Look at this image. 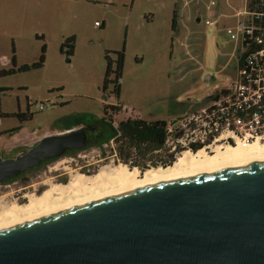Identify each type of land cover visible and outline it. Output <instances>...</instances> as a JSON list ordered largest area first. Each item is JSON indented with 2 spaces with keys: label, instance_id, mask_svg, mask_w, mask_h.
<instances>
[{
  "label": "rangeland",
  "instance_id": "1",
  "mask_svg": "<svg viewBox=\"0 0 264 264\" xmlns=\"http://www.w3.org/2000/svg\"><path fill=\"white\" fill-rule=\"evenodd\" d=\"M210 1L218 8L215 19L206 16ZM242 8V0H0V70L12 68V57L15 69L36 64L44 49L40 69L0 77V159L77 123L95 128L84 149L65 151L0 184V210L25 204L72 175L120 165L110 140L99 145L107 129L96 124L103 106L121 108L108 112L112 126L127 118L170 124L203 107L207 93L236 76L237 41L226 30L239 21L235 13ZM67 37L73 42L70 57L59 52ZM106 54L112 70L122 55L116 98L112 83L101 91ZM16 113L30 119L19 123Z\"/></svg>",
  "mask_w": 264,
  "mask_h": 264
},
{
  "label": "water",
  "instance_id": "2",
  "mask_svg": "<svg viewBox=\"0 0 264 264\" xmlns=\"http://www.w3.org/2000/svg\"><path fill=\"white\" fill-rule=\"evenodd\" d=\"M94 128L45 136L0 159V184ZM0 264H264V161L147 184L0 230Z\"/></svg>",
  "mask_w": 264,
  "mask_h": 264
},
{
  "label": "built area",
  "instance_id": "3",
  "mask_svg": "<svg viewBox=\"0 0 264 264\" xmlns=\"http://www.w3.org/2000/svg\"><path fill=\"white\" fill-rule=\"evenodd\" d=\"M242 2L243 8L235 13L239 21L226 30L237 41L236 76L207 93L203 107L167 123L163 145L168 153L264 148V0ZM214 5L209 2L207 18L218 16ZM213 23L204 21V26ZM42 109V104L37 105L38 111ZM193 147L198 148L193 151Z\"/></svg>",
  "mask_w": 264,
  "mask_h": 264
},
{
  "label": "bare ground",
  "instance_id": "4",
  "mask_svg": "<svg viewBox=\"0 0 264 264\" xmlns=\"http://www.w3.org/2000/svg\"><path fill=\"white\" fill-rule=\"evenodd\" d=\"M212 153L210 156L200 151L192 154L182 152L170 166L160 170L147 169L142 174L137 168L111 165L102 167L94 174L72 175L66 184H50L40 195L28 197L25 204L1 208L0 230L147 184L264 161V148L256 146H249L247 149H216Z\"/></svg>",
  "mask_w": 264,
  "mask_h": 264
},
{
  "label": "trees",
  "instance_id": "5",
  "mask_svg": "<svg viewBox=\"0 0 264 264\" xmlns=\"http://www.w3.org/2000/svg\"><path fill=\"white\" fill-rule=\"evenodd\" d=\"M252 3H255L256 0H251ZM176 24L175 12L172 11L170 29L174 31ZM72 38H65L59 46V52L65 53L66 56H71L73 52ZM12 54V53H11ZM42 54H44V49L41 48L39 54V59L36 64L31 66L23 65L19 69H15L13 65V57L11 60L12 68L9 70H0V77L4 78L9 75H12L15 72L23 73L31 69H40L42 66ZM107 54L104 56L105 60V73H103L102 80V89L104 92L106 90L107 84H113L112 93L114 97H117L119 90L118 80L120 77L122 69V60L121 54L116 56L115 59V68L111 69V63L107 59ZM113 75V81L109 82V75ZM121 108L116 105L103 106L102 107V118L99 124L102 127H106L104 133V139L99 145L107 143L109 140L114 144V151L116 153V161L120 165L127 166L129 168H137L139 171H145L150 168H165L172 164L175 156L173 153H168L167 148L164 147L163 141L165 139L164 128L167 125L165 120H156V121H143L140 119L127 118L118 123H115L114 126L111 125L112 121L110 120L108 112H113L114 114L119 113ZM14 117L17 118L18 122H24L30 119L28 114H14ZM84 123V122H83ZM83 123H77L75 126H78ZM88 122H85L86 124ZM74 126L65 127L64 129L70 130ZM63 129V130H64ZM18 130V129H17ZM15 132L11 130L9 133ZM198 147H193L195 151ZM234 148V147H233ZM232 148V149H233ZM40 166V165H39ZM38 166V167H39Z\"/></svg>",
  "mask_w": 264,
  "mask_h": 264
},
{
  "label": "crops",
  "instance_id": "6",
  "mask_svg": "<svg viewBox=\"0 0 264 264\" xmlns=\"http://www.w3.org/2000/svg\"><path fill=\"white\" fill-rule=\"evenodd\" d=\"M195 22H198V19L196 18V20H195ZM93 24H95V22H93ZM175 28V27H174ZM73 128H71L70 130H72ZM65 131H69V130H66V129H62V130H60L59 131V133L58 134H60V133H62V132H65Z\"/></svg>",
  "mask_w": 264,
  "mask_h": 264
},
{
  "label": "flooded vegetation",
  "instance_id": "7",
  "mask_svg": "<svg viewBox=\"0 0 264 264\" xmlns=\"http://www.w3.org/2000/svg\"><path fill=\"white\" fill-rule=\"evenodd\" d=\"M83 124H84V123H83ZM87 124H89V123H87ZM84 125H86V124H84ZM88 126H89V125H88ZM93 128H94V127H93ZM94 130H95V128H94ZM94 130H93V132H94ZM93 132H91V133H93ZM91 133H87V137H88L89 134H91ZM42 163H43V162H42ZM42 163H41V164H42ZM41 164H40V165H41ZM45 190H46V189H45ZM45 190H44V191H45ZM42 192H43V191H42Z\"/></svg>",
  "mask_w": 264,
  "mask_h": 264
}]
</instances>
